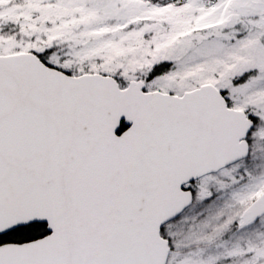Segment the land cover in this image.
I'll use <instances>...</instances> for the list:
<instances>
[{
    "label": "snow or ice",
    "instance_id": "snow-or-ice-1",
    "mask_svg": "<svg viewBox=\"0 0 264 264\" xmlns=\"http://www.w3.org/2000/svg\"><path fill=\"white\" fill-rule=\"evenodd\" d=\"M0 264H264V0H0Z\"/></svg>",
    "mask_w": 264,
    "mask_h": 264
}]
</instances>
